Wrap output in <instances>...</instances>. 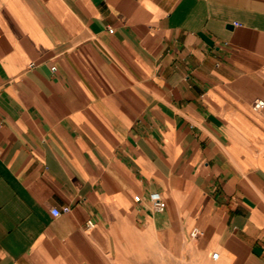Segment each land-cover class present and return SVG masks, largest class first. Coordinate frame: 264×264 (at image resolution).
<instances>
[{"label":"crops","instance_id":"1","mask_svg":"<svg viewBox=\"0 0 264 264\" xmlns=\"http://www.w3.org/2000/svg\"><path fill=\"white\" fill-rule=\"evenodd\" d=\"M256 99L264 0H0V264H264Z\"/></svg>","mask_w":264,"mask_h":264},{"label":"built area","instance_id":"2","mask_svg":"<svg viewBox=\"0 0 264 264\" xmlns=\"http://www.w3.org/2000/svg\"><path fill=\"white\" fill-rule=\"evenodd\" d=\"M109 29L113 30L112 27H109ZM253 106H254V108H257V109L264 107V99H256L253 103ZM136 198L140 199V196L138 195V196H136ZM151 200H152L151 201L152 206L157 210H163L166 206V201L164 199H162L159 195H153L151 197ZM51 211L54 215H58L61 213L62 210L60 208L53 207L51 209ZM218 256H219V251H214L213 257L218 258Z\"/></svg>","mask_w":264,"mask_h":264}]
</instances>
